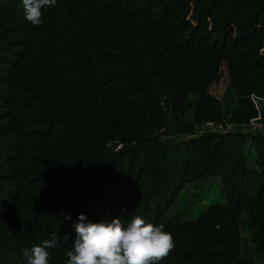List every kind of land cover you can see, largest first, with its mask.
<instances>
[{
  "label": "trees",
  "instance_id": "obj_1",
  "mask_svg": "<svg viewBox=\"0 0 264 264\" xmlns=\"http://www.w3.org/2000/svg\"><path fill=\"white\" fill-rule=\"evenodd\" d=\"M80 2L56 0L33 26L22 0H0V138H8L0 143V264H23L21 250L52 233L61 239L49 264H64L75 233L62 214L79 213L96 223L140 215L164 225L174 247L159 264H255L239 243L245 214L264 263V136L251 137L255 169L241 156L226 166L233 152L214 138L160 140L178 134L179 109L194 107L195 119L218 109L207 90L221 65L230 93H243L238 79L251 78L262 96L264 0ZM234 103L256 117L243 98ZM115 138L124 146L112 147ZM45 146L68 162L44 159ZM133 151L145 162L124 161ZM210 172L225 204L163 221L166 199ZM41 183L48 192L33 189ZM25 190L39 198L22 205Z\"/></svg>",
  "mask_w": 264,
  "mask_h": 264
},
{
  "label": "rangeland",
  "instance_id": "obj_2",
  "mask_svg": "<svg viewBox=\"0 0 264 264\" xmlns=\"http://www.w3.org/2000/svg\"><path fill=\"white\" fill-rule=\"evenodd\" d=\"M64 1L66 2L67 0ZM85 1L86 0H81L80 3L85 4ZM55 7L56 6L50 8ZM71 8L74 9V5ZM86 9H89V7H86ZM58 15L60 17L57 20L61 21L63 19L64 24L67 19L70 18V15L65 13L62 7L58 11ZM219 71L220 74L218 78L207 90L208 96L218 103V109L211 113L210 116L197 117V119H195L194 107L179 109V119L175 120L178 134L171 137H161L160 140L165 141L168 139L171 140L173 145L176 143H183L187 146L205 137L214 138L215 141L219 140L218 143L222 142L224 149L233 152V154L229 156V162L226 166H230L238 156H241L242 162L247 168L255 169V155L251 149V137L255 135H264V97H257L255 95L254 89L257 85L251 78H246V80L238 79V81L236 79L244 91L241 93L238 89V92L236 91L233 94L230 93L227 87L228 77L222 65ZM262 87L264 93V84H262ZM190 98L191 97H188L187 101H189ZM236 98H243V100L248 102L253 111H255L256 117L250 118V109L234 103ZM59 103H62V101H59ZM163 110H165V107H163ZM172 112L173 111L170 110L167 115H171ZM108 117L110 124L115 123L117 120L114 114ZM5 122L6 121L2 122L0 126ZM131 123L133 122H128V120L125 122L126 129H132L133 125ZM139 123L145 125V120L142 121V119H140L139 121L136 119L134 121L135 125ZM250 127H254V129ZM4 128L5 127H2L1 130ZM7 140L8 138H0V143H5ZM111 146H115L116 149H119L124 145H122L119 139L115 138L111 142ZM41 150L44 151V159L68 162L62 154L57 153L55 156L49 154L50 149L48 146H45V149L41 148ZM37 156L39 155L37 154ZM145 157L146 156L143 154L138 157V154L133 151L124 161H129L130 163L140 160L141 162H145ZM51 173L52 170L49 168L39 167L37 169V174L46 175ZM48 185L47 183H41L40 185L33 186V189H41L43 192H48ZM174 195L172 199H166L163 207L160 209L161 216L164 218L163 221L180 215H184L186 221L194 220L201 215L208 206L225 204V197L221 190L219 175L211 172L210 174L207 173V175L200 176L195 182L182 185L181 189ZM22 196H25L20 202L22 205L30 204L28 200L35 201L39 198L36 193L26 190L22 192ZM241 217L242 220L239 226V243L241 245V250L244 251L246 255H251L255 260V264H264L257 255L258 243L256 242L255 231L245 222L246 215L243 214ZM16 258L18 263L26 264L23 256ZM13 261L15 262L16 260L13 259Z\"/></svg>",
  "mask_w": 264,
  "mask_h": 264
},
{
  "label": "clouds",
  "instance_id": "obj_3",
  "mask_svg": "<svg viewBox=\"0 0 264 264\" xmlns=\"http://www.w3.org/2000/svg\"><path fill=\"white\" fill-rule=\"evenodd\" d=\"M24 17L33 26H41L42 9L52 7L56 0H22ZM71 221L74 239L66 252L64 264H159L174 247L171 233L162 224L146 222L140 215H132L125 224L120 217L110 222H91L84 213ZM111 215V213H109ZM56 233L50 239L21 250L26 264H49V249L60 243Z\"/></svg>",
  "mask_w": 264,
  "mask_h": 264
},
{
  "label": "built area",
  "instance_id": "obj_4",
  "mask_svg": "<svg viewBox=\"0 0 264 264\" xmlns=\"http://www.w3.org/2000/svg\"><path fill=\"white\" fill-rule=\"evenodd\" d=\"M262 96L264 97V93L262 94ZM250 128L254 129V127H250ZM263 136H264V135H263Z\"/></svg>",
  "mask_w": 264,
  "mask_h": 264
}]
</instances>
